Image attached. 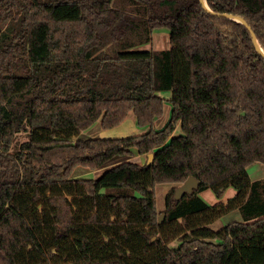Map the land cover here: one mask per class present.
<instances>
[{
  "label": "trees",
  "instance_id": "1",
  "mask_svg": "<svg viewBox=\"0 0 264 264\" xmlns=\"http://www.w3.org/2000/svg\"><path fill=\"white\" fill-rule=\"evenodd\" d=\"M206 1L0 0V264H264V0ZM161 27L170 48L132 49ZM130 111L147 132L75 139Z\"/></svg>",
  "mask_w": 264,
  "mask_h": 264
},
{
  "label": "rangeland",
  "instance_id": "2",
  "mask_svg": "<svg viewBox=\"0 0 264 264\" xmlns=\"http://www.w3.org/2000/svg\"><path fill=\"white\" fill-rule=\"evenodd\" d=\"M171 43L169 40V29L167 27L156 28L153 31L152 39L149 42L140 44L138 46L133 47L132 49H140V50H150V49H166L170 48ZM159 94L165 97V108L164 113L156 118L154 122V128L161 129L163 128L171 117V109L172 104L170 101L171 91L170 90H162L159 91ZM150 129V126L142 127L137 124L136 115L133 111H130L125 120H123L117 126L112 128H104L101 124V120L95 122L90 128L82 131L76 138H94V137H127L137 134H142L147 132ZM182 129L178 127L175 131V134H180ZM27 132L21 131L15 141L14 148L18 147L19 144L27 139ZM135 162L145 163L147 161V156L136 154L132 158ZM79 176L83 177H91L96 178L102 174V169L97 170H89V168L78 166L75 170ZM248 172L252 179H263L264 178V163L259 161L253 162L248 166ZM178 187L180 184H175L172 182H163L159 183L155 187L157 205L159 210L164 207L165 196L168 191H170L174 186ZM236 193V189L234 187H229L222 197H217L212 189H206L201 192V196L211 205L227 202L230 198H232ZM235 220H241V212L240 210H234L230 213H227L216 221L210 224V227L214 230H219L225 225ZM214 241H219L218 239H213ZM179 244V240H175L170 243V246L176 247Z\"/></svg>",
  "mask_w": 264,
  "mask_h": 264
},
{
  "label": "water",
  "instance_id": "3",
  "mask_svg": "<svg viewBox=\"0 0 264 264\" xmlns=\"http://www.w3.org/2000/svg\"><path fill=\"white\" fill-rule=\"evenodd\" d=\"M203 3H204V6L206 8H208L209 10H211V8L209 7L208 3L206 0H201ZM224 16H227L229 18H234L244 24L247 25L246 21L242 18V17H239V16H233L231 14H222ZM252 36H253V40L254 42L256 43L257 45V48L258 50L262 53V55L264 56V49L261 47V45L259 44V41L255 35V33L252 31ZM153 160V153H150L149 155V158H148V162L152 161ZM199 179H197L196 177L194 176H189L183 183H181L178 187H176L175 189V194H174V197L176 199H179L181 198L185 193H192L194 188H197L198 185H199Z\"/></svg>",
  "mask_w": 264,
  "mask_h": 264
},
{
  "label": "crops",
  "instance_id": "4",
  "mask_svg": "<svg viewBox=\"0 0 264 264\" xmlns=\"http://www.w3.org/2000/svg\"><path fill=\"white\" fill-rule=\"evenodd\" d=\"M103 170V169H102Z\"/></svg>",
  "mask_w": 264,
  "mask_h": 264
}]
</instances>
